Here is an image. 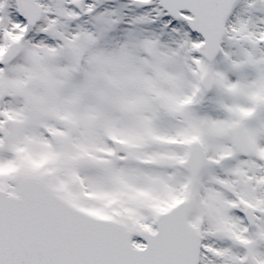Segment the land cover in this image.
I'll return each instance as SVG.
<instances>
[{"label":"snow or ice","instance_id":"1","mask_svg":"<svg viewBox=\"0 0 264 264\" xmlns=\"http://www.w3.org/2000/svg\"><path fill=\"white\" fill-rule=\"evenodd\" d=\"M0 264H264V0H0Z\"/></svg>","mask_w":264,"mask_h":264}]
</instances>
